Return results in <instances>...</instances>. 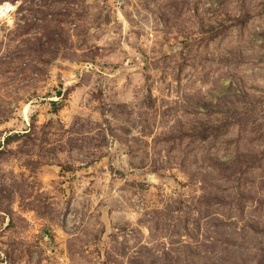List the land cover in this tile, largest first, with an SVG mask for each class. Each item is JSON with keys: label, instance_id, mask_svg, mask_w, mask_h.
<instances>
[{"label": "rangeland", "instance_id": "374dc122", "mask_svg": "<svg viewBox=\"0 0 264 264\" xmlns=\"http://www.w3.org/2000/svg\"><path fill=\"white\" fill-rule=\"evenodd\" d=\"M0 264H264V0H0Z\"/></svg>", "mask_w": 264, "mask_h": 264}]
</instances>
